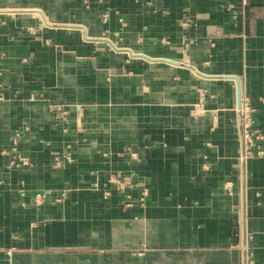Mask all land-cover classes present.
I'll list each match as a JSON object with an SVG mask.
<instances>
[{
  "label": "crops",
  "instance_id": "1",
  "mask_svg": "<svg viewBox=\"0 0 264 264\" xmlns=\"http://www.w3.org/2000/svg\"><path fill=\"white\" fill-rule=\"evenodd\" d=\"M225 75L264 135V0H0V264H264V155Z\"/></svg>",
  "mask_w": 264,
  "mask_h": 264
},
{
  "label": "built area",
  "instance_id": "2",
  "mask_svg": "<svg viewBox=\"0 0 264 264\" xmlns=\"http://www.w3.org/2000/svg\"><path fill=\"white\" fill-rule=\"evenodd\" d=\"M252 111L253 108L249 103V99L242 95L241 97V108L239 111L240 116V126H241V138L244 143L245 154H253L254 148H256V153L258 155H264V146L258 144V140H264V135L259 131V129L253 128L252 122ZM18 135L14 139V146L11 148L12 155V165L17 166H27L32 163V160L27 155H23L18 151L17 148ZM4 154H9V151L4 150ZM255 153V152H254ZM70 154L67 155H56L55 165L57 167L64 166L67 161H70ZM109 182L114 184L116 188L123 194L125 198V206L130 207L133 205H139L144 207L147 203V198L149 196V187L144 181L139 179H134L132 175H127L123 172H114L109 179ZM138 190V195L135 197L134 191ZM108 194V192H106ZM46 197L45 194H37L36 200L42 201Z\"/></svg>",
  "mask_w": 264,
  "mask_h": 264
},
{
  "label": "water",
  "instance_id": "3",
  "mask_svg": "<svg viewBox=\"0 0 264 264\" xmlns=\"http://www.w3.org/2000/svg\"><path fill=\"white\" fill-rule=\"evenodd\" d=\"M78 26V25H76ZM90 39H93V40H105V41H108L115 49L117 50H127L130 55L132 56H143V57H146V58H150V57H147L146 55H144L143 53H135L133 52V50L129 49V48H118L114 43L113 41H111L110 39H105V38H99V37H95V38H91ZM226 77H234V75H225ZM236 80H237V88H238V109L240 111V108H241V97H242V91H241V84H240V80L239 78L236 76L234 77Z\"/></svg>",
  "mask_w": 264,
  "mask_h": 264
}]
</instances>
